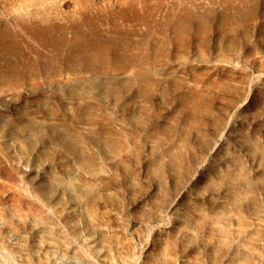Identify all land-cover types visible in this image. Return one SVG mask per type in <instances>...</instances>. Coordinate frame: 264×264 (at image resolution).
Here are the masks:
<instances>
[{
	"label": "rangeland",
	"instance_id": "1",
	"mask_svg": "<svg viewBox=\"0 0 264 264\" xmlns=\"http://www.w3.org/2000/svg\"><path fill=\"white\" fill-rule=\"evenodd\" d=\"M0 264H264V0H0Z\"/></svg>",
	"mask_w": 264,
	"mask_h": 264
},
{
	"label": "bare ground",
	"instance_id": "2",
	"mask_svg": "<svg viewBox=\"0 0 264 264\" xmlns=\"http://www.w3.org/2000/svg\"><path fill=\"white\" fill-rule=\"evenodd\" d=\"M76 42L72 47V55L77 59H104L117 60L122 54L119 49L123 43L118 39L112 41L111 39L102 35L101 32H94L91 28L84 31H75ZM49 37V36H48ZM63 39H60L54 43L63 44ZM109 59V60H108Z\"/></svg>",
	"mask_w": 264,
	"mask_h": 264
}]
</instances>
